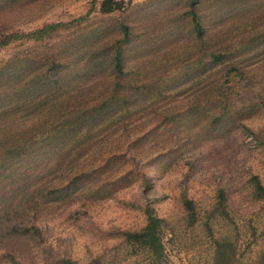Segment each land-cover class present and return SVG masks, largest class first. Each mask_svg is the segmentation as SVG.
Instances as JSON below:
<instances>
[{
  "label": "rangeland",
  "instance_id": "obj_1",
  "mask_svg": "<svg viewBox=\"0 0 264 264\" xmlns=\"http://www.w3.org/2000/svg\"><path fill=\"white\" fill-rule=\"evenodd\" d=\"M103 1L0 0V264H264V0Z\"/></svg>",
  "mask_w": 264,
  "mask_h": 264
},
{
  "label": "trees",
  "instance_id": "obj_2",
  "mask_svg": "<svg viewBox=\"0 0 264 264\" xmlns=\"http://www.w3.org/2000/svg\"><path fill=\"white\" fill-rule=\"evenodd\" d=\"M197 4L198 3L196 2V0L192 1V6H196ZM122 8H123V3H118L115 2L114 0H104L101 6V10L104 14H110L115 11L122 10ZM192 14H193L192 21L197 30V34H199L198 37L202 39L204 37V34L202 33L201 30L200 17L196 13V10H194ZM65 28L66 27H64L63 24L50 25L44 29L29 34L28 36L35 40H42L48 36H51L54 32L63 30ZM124 29L126 34L128 35L129 28L125 26ZM120 51L121 50L117 51L115 54V62H116V69L121 72L122 59H121ZM209 56H210L209 59H211L213 63H223L226 59L224 55H220L216 53H212ZM258 186L260 189H262L259 183ZM220 199H221L220 205L222 208H224L223 192L221 193ZM183 205L188 215V218L192 221H195L198 213L195 209L193 201L184 199ZM146 215H147L146 226L138 232H124L123 239L129 245L132 244L135 248L139 249L142 252L147 253L158 264H163L167 254L165 240H166L167 230L169 229V223L163 218L157 216L153 210H147ZM70 264H76V263H70Z\"/></svg>",
  "mask_w": 264,
  "mask_h": 264
}]
</instances>
